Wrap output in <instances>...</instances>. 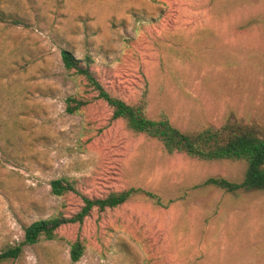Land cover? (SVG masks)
Masks as SVG:
<instances>
[{
	"label": "rangeland",
	"instance_id": "1",
	"mask_svg": "<svg viewBox=\"0 0 264 264\" xmlns=\"http://www.w3.org/2000/svg\"><path fill=\"white\" fill-rule=\"evenodd\" d=\"M27 28L0 24V251L34 221L82 205L50 193L67 178L86 197L128 187L138 196L64 226L58 239L23 246L3 264H264V189L192 190L209 177L240 181L239 163L166 156L132 136L93 101L74 114L70 96L91 98L60 52L90 58L100 83L126 102L148 91L150 117L174 125L245 121L264 137V0H0ZM84 246L76 263L70 243Z\"/></svg>",
	"mask_w": 264,
	"mask_h": 264
},
{
	"label": "trees",
	"instance_id": "2",
	"mask_svg": "<svg viewBox=\"0 0 264 264\" xmlns=\"http://www.w3.org/2000/svg\"><path fill=\"white\" fill-rule=\"evenodd\" d=\"M0 24L7 27L27 28L28 23L16 14L0 8ZM63 67L82 76L86 86L94 94L91 98L70 96L65 99V112L74 114L93 101L103 102L111 112V119L121 121L134 137L141 136L158 143L168 157L179 156L205 164L239 163L244 166L240 181L222 177H209L192 187V190L216 189L223 193H249L264 189V137L255 127L245 121L224 122L217 126L194 124L185 128L171 123L165 115L150 117L147 111L148 91L134 102H126L107 90L90 70V58L76 59L68 50H61ZM50 193L56 197L74 194L80 197L82 205L72 214L62 213L32 222L23 229V241L7 246L0 251V264L18 260L23 246H35L40 242L58 239L57 231L69 225L81 224L93 211L104 212L117 209L135 200L138 196L153 200L157 206L167 208L160 198L151 191L128 187L120 191H109L100 197H86L80 194L75 182L67 178L52 180ZM69 258L76 263L83 255L84 246L76 239L70 243Z\"/></svg>",
	"mask_w": 264,
	"mask_h": 264
}]
</instances>
